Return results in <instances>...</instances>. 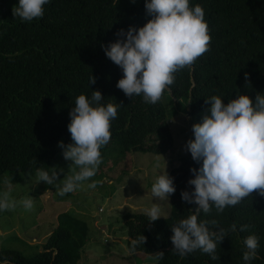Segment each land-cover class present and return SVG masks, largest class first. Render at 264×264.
<instances>
[{
  "label": "trees",
  "instance_id": "obj_1",
  "mask_svg": "<svg viewBox=\"0 0 264 264\" xmlns=\"http://www.w3.org/2000/svg\"><path fill=\"white\" fill-rule=\"evenodd\" d=\"M18 3L12 0L0 13V175L49 169L59 142L72 143L70 111L80 94L90 98L92 91L100 90L101 103H123L111 121L112 137L101 149L103 158L115 142L129 151L166 153L175 143L169 118L185 112L199 116L211 107L206 100L213 95L228 103L239 94L253 100L264 94V0H190L191 6L205 9L210 50L191 68L175 73V82L155 104L146 103L142 95L129 97L117 87L123 71L104 50L121 39L119 30L139 29L152 18L146 14V0L131 6L120 0H50L44 16L30 22L14 17ZM92 76L96 80L90 84ZM178 160L168 173L176 186L170 196L171 215L151 222L145 212L127 213L128 250L133 253L131 240L144 235L146 242L134 252L163 251L164 258L155 264H264V196L258 192L222 213L215 206L209 214L200 212L198 220L207 221L210 230H225L217 242L219 259L200 250L183 258L173 252L172 225L194 214L196 207L182 200V191L194 189L188 184L195 175L190 170L202 166L191 155ZM244 224L251 227L241 232ZM89 230L85 220L64 212L41 251L26 255L2 248L0 264H77ZM252 234L259 238V258L245 262L243 241Z\"/></svg>",
  "mask_w": 264,
  "mask_h": 264
},
{
  "label": "clouds",
  "instance_id": "obj_2",
  "mask_svg": "<svg viewBox=\"0 0 264 264\" xmlns=\"http://www.w3.org/2000/svg\"><path fill=\"white\" fill-rule=\"evenodd\" d=\"M50 0H19L13 7L14 17L30 22L42 18L44 6ZM146 14L152 18L137 29L131 26L126 32L118 31L121 39L104 46L106 56L123 71L117 87L129 97L143 96L146 103L159 102L166 89L175 82V73L191 68L195 62L210 50L211 35L205 19V9L190 0H146ZM126 36V39L123 37ZM247 74L245 79L247 80ZM92 76L90 84L95 83ZM239 91V89H238ZM100 90L92 91L91 97L80 94L70 111L68 131L72 143L59 142L65 160L71 162V174L61 180L64 170L52 167L51 173L37 169L36 182L54 185L59 196L75 192L82 182L90 180L103 162L101 149L112 137L111 121L117 117L118 108L123 104L101 103ZM211 104L202 122L192 126L194 139H189L185 150L192 159L202 166L191 168L194 177L188 184L192 191H182V200L195 204L194 214L172 225L171 241L173 252L181 258L200 250L217 260V242L226 236L224 229L210 230L207 221H199L202 211L209 214L213 206L218 213L227 207H235L244 199L258 192L264 196V94L253 98L248 94H239L228 103L220 95L207 98ZM74 166V167H73ZM159 165H157L158 167ZM78 169V170H77ZM60 181V183H58ZM98 182L88 186L95 188ZM176 192L174 177L166 171L160 174L151 187L152 197L168 201ZM19 203L25 210L34 208V201L25 198ZM17 201L10 199V189L0 194V211L14 210ZM149 221L154 222L163 214L159 203H153L144 210ZM213 224L216 222L213 221ZM251 225H241L240 231H246ZM236 230V225L231 226ZM146 237L139 236L131 240L134 252ZM243 260L250 262L259 258L257 249L259 238L248 235L244 241ZM164 252H157L154 259L162 260ZM4 264H8L5 260Z\"/></svg>",
  "mask_w": 264,
  "mask_h": 264
},
{
  "label": "rangeland",
  "instance_id": "obj_3",
  "mask_svg": "<svg viewBox=\"0 0 264 264\" xmlns=\"http://www.w3.org/2000/svg\"><path fill=\"white\" fill-rule=\"evenodd\" d=\"M141 1L120 0V3L131 6ZM11 2L0 0V13ZM209 109H204L199 116L185 112L169 118L175 143L166 153L129 151L118 142L113 143L96 175L82 182L75 192L64 196L57 194L54 185L43 181L37 183L36 172L0 175V194L10 189V199L17 201L14 210L0 211V249H18L26 255L41 251L46 238L58 225L59 215L70 212L85 220L90 228L89 239L77 264H155V254L128 250L125 215L144 212L153 203L160 204L166 217L171 215L170 197L168 201L152 197L151 187L160 174L166 170L169 173L178 165V159L191 155L185 145L195 138L192 126L202 122L204 115L210 114ZM62 152L59 147L57 159L46 170L51 173L52 167L62 168L61 180L71 174V162L64 159ZM94 181L98 182L97 186L90 188L88 185ZM25 198L34 201L33 210H25L19 203Z\"/></svg>",
  "mask_w": 264,
  "mask_h": 264
}]
</instances>
